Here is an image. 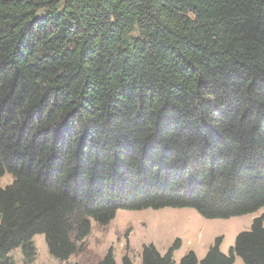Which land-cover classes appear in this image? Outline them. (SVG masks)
Instances as JSON below:
<instances>
[{
	"label": "trees",
	"instance_id": "16d2710c",
	"mask_svg": "<svg viewBox=\"0 0 264 264\" xmlns=\"http://www.w3.org/2000/svg\"><path fill=\"white\" fill-rule=\"evenodd\" d=\"M5 173L0 264H31L35 234L66 261L120 209L259 210L264 0H0ZM222 239L177 263L179 239L143 244L139 264H264V212Z\"/></svg>",
	"mask_w": 264,
	"mask_h": 264
},
{
	"label": "rangeland",
	"instance_id": "374dc122",
	"mask_svg": "<svg viewBox=\"0 0 264 264\" xmlns=\"http://www.w3.org/2000/svg\"><path fill=\"white\" fill-rule=\"evenodd\" d=\"M11 181L10 174L0 175V186H5ZM262 212L264 206L252 213L208 219L200 216L192 208L120 209L105 225L92 221L83 248L66 261L52 257L48 253L43 235L35 234L33 243L36 256L31 264H92L110 247L113 249L117 264H121V256L126 252L135 264H139L143 244L153 243L160 252H164L175 239H179L181 245L174 251L173 257L177 263L188 250H193L199 258L202 257L214 238L219 235L223 238L220 249L227 252L236 233L248 229L252 219ZM10 255L15 264H25L19 248L12 250ZM233 264L243 262L236 256Z\"/></svg>",
	"mask_w": 264,
	"mask_h": 264
},
{
	"label": "crops",
	"instance_id": "0c3cea01",
	"mask_svg": "<svg viewBox=\"0 0 264 264\" xmlns=\"http://www.w3.org/2000/svg\"><path fill=\"white\" fill-rule=\"evenodd\" d=\"M206 252V251H205ZM204 255V254H203Z\"/></svg>",
	"mask_w": 264,
	"mask_h": 264
}]
</instances>
